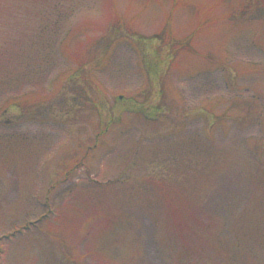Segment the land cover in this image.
Instances as JSON below:
<instances>
[{"label":"rangeland","instance_id":"374dc122","mask_svg":"<svg viewBox=\"0 0 264 264\" xmlns=\"http://www.w3.org/2000/svg\"><path fill=\"white\" fill-rule=\"evenodd\" d=\"M0 264H264V0H0Z\"/></svg>","mask_w":264,"mask_h":264},{"label":"flooded vegetation","instance_id":"af4514ba","mask_svg":"<svg viewBox=\"0 0 264 264\" xmlns=\"http://www.w3.org/2000/svg\"><path fill=\"white\" fill-rule=\"evenodd\" d=\"M18 116V115H17Z\"/></svg>","mask_w":264,"mask_h":264}]
</instances>
